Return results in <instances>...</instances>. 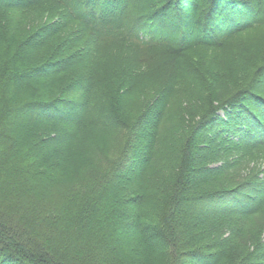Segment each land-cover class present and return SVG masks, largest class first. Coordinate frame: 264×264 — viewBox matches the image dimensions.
Instances as JSON below:
<instances>
[{
    "label": "trees",
    "instance_id": "16d2710c",
    "mask_svg": "<svg viewBox=\"0 0 264 264\" xmlns=\"http://www.w3.org/2000/svg\"><path fill=\"white\" fill-rule=\"evenodd\" d=\"M0 53V264H222L264 222V0H0Z\"/></svg>",
    "mask_w": 264,
    "mask_h": 264
},
{
    "label": "rangeland",
    "instance_id": "374dc122",
    "mask_svg": "<svg viewBox=\"0 0 264 264\" xmlns=\"http://www.w3.org/2000/svg\"><path fill=\"white\" fill-rule=\"evenodd\" d=\"M40 9H41L40 11H42L43 13L33 12V13L28 14L27 18L26 17L25 18L20 17V20H22L25 25H29V26H31V25L35 26L36 24L38 25V27L34 28V29H36L34 31V33H37L39 30H40L39 33H41V31L44 30V28H47V27H49V25H53L54 23L56 24L57 23L56 21L58 20V18L53 15V11L49 7H42ZM230 19H232V18H230ZM66 39H67V36H66ZM18 41H19V38H16L13 45L17 44ZM61 42L62 41H60L57 45H54L51 48V50H50L51 52L49 53L50 56H52L53 53L57 50V47L59 48V47L63 46V44ZM51 44H55V43L52 41ZM70 51H73V50H70ZM40 55L41 54H39L38 57H40ZM203 55H205V58L201 59L199 69L204 73V75H206L207 77H209V76L211 77L214 74V71L210 66L216 65L218 58H216V55L208 54L205 51H203ZM214 58H216V59L213 60ZM211 73H212V75H211ZM61 83L62 82H60L59 84H61ZM219 86L222 87V84ZM145 89H146V87H145ZM123 90H125V88ZM140 90H141V88H140ZM140 90L138 93L135 91V93L128 95L131 97H128L124 94L120 97L121 104L124 106V109H125V110L123 109L125 112L124 117L132 118V119L136 118V114L139 111V109H134V104L138 100V98L140 97V95H139L141 92ZM195 97L199 100L197 95H195ZM189 101L192 102L193 100L189 99ZM25 116H27V114H22V117H25ZM177 126L183 127V125L181 124L180 121H178ZM175 131H177L178 134H176V136L178 137L180 132H181V129L175 128ZM257 162H259L257 164V166H258L257 170L262 171L264 168V165H263L264 163H262V159L261 158L253 159L252 164L253 163L255 164ZM252 164H251V168L253 167ZM245 167H246V165H245ZM237 221H240V220H237ZM235 223L236 222H232L229 220L225 226V231L223 233V235H224L223 237L229 236L228 238L230 239L229 247H230V253L231 254H230L229 259H227L228 261L225 260L222 262V264H238V262H237L238 257L240 259L244 255H247L248 252L249 251L251 252L254 249V247L260 241L264 240V222H262L261 219L255 220V218H250L249 220L242 221V225H240L239 227L236 226L235 228H233V226L230 224L234 225ZM157 261H159V260L156 259L155 264H159V262L157 263ZM210 262H212V261H210ZM213 263H214V261H213ZM183 264H195V263L193 261H186Z\"/></svg>",
    "mask_w": 264,
    "mask_h": 264
}]
</instances>
